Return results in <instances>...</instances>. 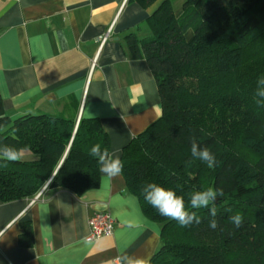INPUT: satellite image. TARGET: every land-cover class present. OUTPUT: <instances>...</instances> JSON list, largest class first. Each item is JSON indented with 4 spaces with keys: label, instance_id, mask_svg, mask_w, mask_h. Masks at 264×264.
Listing matches in <instances>:
<instances>
[{
    "label": "trees",
    "instance_id": "1",
    "mask_svg": "<svg viewBox=\"0 0 264 264\" xmlns=\"http://www.w3.org/2000/svg\"><path fill=\"white\" fill-rule=\"evenodd\" d=\"M138 1L148 6L156 0ZM146 24L150 37L129 33L125 43L132 58L149 66L161 115L122 147L120 159L127 191L160 226L151 264H264V129L255 128L264 123V113L240 126L245 115L238 120L241 108L232 100L237 94L223 84L242 67L250 38L264 26V0H184L178 16L172 0H162ZM0 128V145L26 146L35 155L0 161V202L34 198L47 183L40 196L57 189L80 195L97 187L99 164L90 148L99 143L110 149L97 118L73 121L42 113L11 119L0 98ZM193 140L214 153V168L191 156ZM147 183L173 189L186 205L195 191L221 189L215 202L218 227H209L206 208L189 209L200 220L189 227L161 216L144 200ZM237 213L243 217L238 228L230 220ZM22 227L18 242L28 246L31 228Z\"/></svg>",
    "mask_w": 264,
    "mask_h": 264
},
{
    "label": "crops",
    "instance_id": "2",
    "mask_svg": "<svg viewBox=\"0 0 264 264\" xmlns=\"http://www.w3.org/2000/svg\"><path fill=\"white\" fill-rule=\"evenodd\" d=\"M162 0H0V98L11 119L50 114L77 121L97 118L109 137V154L121 149L161 115L154 76L132 58L125 38L151 36L146 19ZM174 15L181 13L179 6ZM192 32H186V39ZM28 151L22 159H32ZM76 195L0 202V264H105L120 251L150 256L160 226L141 211L122 175L104 178ZM107 212L113 233L84 244L88 218ZM23 224L32 242L19 244Z\"/></svg>",
    "mask_w": 264,
    "mask_h": 264
},
{
    "label": "clouds",
    "instance_id": "3",
    "mask_svg": "<svg viewBox=\"0 0 264 264\" xmlns=\"http://www.w3.org/2000/svg\"><path fill=\"white\" fill-rule=\"evenodd\" d=\"M2 130L0 128V131ZM28 151L29 149L26 146L18 148L11 145H0V161L18 162ZM89 154L97 159L99 171L103 174L104 178L110 180L123 173L124 163L120 157L115 153L110 155L108 149L102 148L101 144H94L90 148ZM191 156L204 162L209 169L214 168L217 164L214 153L207 147H202L195 140L191 143ZM142 194L144 200L155 208L161 216L176 221L181 227H189L193 223L199 224L200 220L196 212L189 209L195 210L201 208L209 209V227L212 229L218 227L215 202L218 197L223 196L221 189L209 187L205 190L195 191L191 193L187 205L182 195H178L173 189L165 188L156 183H147L142 189ZM230 220L238 228L242 224L243 217L237 213L230 217ZM83 242L85 245L94 243L91 237H85ZM105 264H151V257L135 256L123 250L116 256L108 259Z\"/></svg>",
    "mask_w": 264,
    "mask_h": 264
},
{
    "label": "rangeland",
    "instance_id": "4",
    "mask_svg": "<svg viewBox=\"0 0 264 264\" xmlns=\"http://www.w3.org/2000/svg\"><path fill=\"white\" fill-rule=\"evenodd\" d=\"M184 0H172L173 9L181 7ZM203 64V65H202ZM201 65L204 67L205 63ZM211 67V56H210ZM224 85L227 90L233 94H237L234 100V106L240 107L241 114L238 116V120H242V116L245 115L244 122L240 126L244 127L247 123L249 125L251 119L254 120V116H261L264 113V26L259 31L255 32L250 38L248 48L244 55V62L242 67L232 74L225 77ZM214 102H210V112L214 111ZM210 115V119L216 116ZM218 114V113H217ZM220 119L224 116L220 115ZM259 127H255L257 130L264 129V123H258ZM241 151V148H239Z\"/></svg>",
    "mask_w": 264,
    "mask_h": 264
},
{
    "label": "built area",
    "instance_id": "5",
    "mask_svg": "<svg viewBox=\"0 0 264 264\" xmlns=\"http://www.w3.org/2000/svg\"><path fill=\"white\" fill-rule=\"evenodd\" d=\"M115 221L105 211L93 212L88 218V237L93 240L113 233Z\"/></svg>",
    "mask_w": 264,
    "mask_h": 264
},
{
    "label": "water",
    "instance_id": "6",
    "mask_svg": "<svg viewBox=\"0 0 264 264\" xmlns=\"http://www.w3.org/2000/svg\"><path fill=\"white\" fill-rule=\"evenodd\" d=\"M47 185H48V183H47ZM47 185L41 190V192L39 193V195L42 194V192L45 190V188L47 187Z\"/></svg>",
    "mask_w": 264,
    "mask_h": 264
}]
</instances>
